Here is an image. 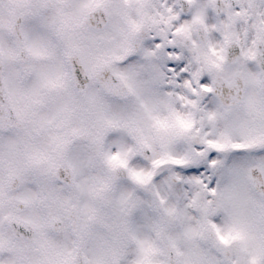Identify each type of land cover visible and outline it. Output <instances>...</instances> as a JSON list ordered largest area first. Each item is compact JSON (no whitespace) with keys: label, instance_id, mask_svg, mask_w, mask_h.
<instances>
[{"label":"clouds","instance_id":"obj_1","mask_svg":"<svg viewBox=\"0 0 264 264\" xmlns=\"http://www.w3.org/2000/svg\"><path fill=\"white\" fill-rule=\"evenodd\" d=\"M0 264H264V0H0Z\"/></svg>","mask_w":264,"mask_h":264}]
</instances>
